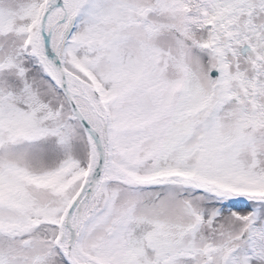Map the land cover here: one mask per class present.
<instances>
[{
	"label": "snow or ice",
	"instance_id": "obj_1",
	"mask_svg": "<svg viewBox=\"0 0 264 264\" xmlns=\"http://www.w3.org/2000/svg\"><path fill=\"white\" fill-rule=\"evenodd\" d=\"M0 264H264V0H0Z\"/></svg>",
	"mask_w": 264,
	"mask_h": 264
}]
</instances>
